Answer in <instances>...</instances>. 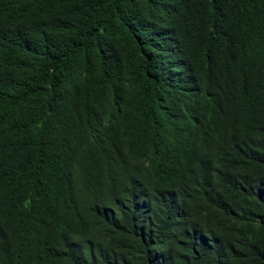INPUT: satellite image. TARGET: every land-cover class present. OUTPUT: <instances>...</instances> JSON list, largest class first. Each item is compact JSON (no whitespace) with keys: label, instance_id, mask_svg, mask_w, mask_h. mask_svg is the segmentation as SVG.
Instances as JSON below:
<instances>
[{"label":"trees","instance_id":"16d2710c","mask_svg":"<svg viewBox=\"0 0 264 264\" xmlns=\"http://www.w3.org/2000/svg\"><path fill=\"white\" fill-rule=\"evenodd\" d=\"M0 264H264V0H0Z\"/></svg>","mask_w":264,"mask_h":264}]
</instances>
